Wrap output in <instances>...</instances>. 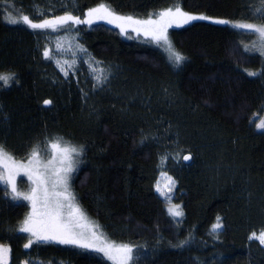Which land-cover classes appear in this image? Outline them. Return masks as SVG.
Wrapping results in <instances>:
<instances>
[{"label": "trees", "instance_id": "16d2710c", "mask_svg": "<svg viewBox=\"0 0 264 264\" xmlns=\"http://www.w3.org/2000/svg\"><path fill=\"white\" fill-rule=\"evenodd\" d=\"M55 1L0 0V73L16 75L10 87L0 85V144L18 160L37 143L47 159V141L57 137L83 146L71 178L76 203L108 241L138 250L134 264H264V249L248 241L264 230V130L256 128L264 122V57L244 48L257 34L207 22L172 29L168 38L185 57L177 68L156 42L79 25L88 53L112 69L109 84L91 91L45 59L38 32L7 23L8 14L23 15L16 4ZM72 2L77 16L105 4L147 19L179 4L213 19L264 22L254 15L260 0ZM173 151L191 156L170 170L172 201L183 212L175 221L154 192L159 158ZM28 212L26 201L5 197L0 186V244L11 248L9 264H110L72 245L24 249L28 234L18 229ZM217 216L222 227L212 230Z\"/></svg>", "mask_w": 264, "mask_h": 264}, {"label": "snow or ice", "instance_id": "6c2138e0", "mask_svg": "<svg viewBox=\"0 0 264 264\" xmlns=\"http://www.w3.org/2000/svg\"><path fill=\"white\" fill-rule=\"evenodd\" d=\"M155 15V19H153ZM254 15L261 21H264V0L256 7ZM7 23H23L33 30L51 29L57 31L63 26L71 24H92L94 20H104L109 24H114L124 34L129 28L137 34L150 36L157 43H163L169 53V60L174 67H180L185 60L182 53L176 51L169 38L168 29L175 25L181 27L192 21L211 20L215 24H229L237 30H245L249 33H255L258 40L254 41L249 47L244 45L245 51H257L260 56L264 57V22L251 23L244 20L230 22L224 19H213L212 17L195 15L184 11L179 4L160 10L158 13H149L147 19H137L130 15H119L105 4H99L96 7L88 8L84 13V19L75 16L70 12H65L62 16L44 18L38 22L34 21L28 15H21L18 18L11 14L6 16ZM58 49L62 46L57 45ZM82 52H86L82 46L78 45ZM45 59L51 58L50 50L45 47L43 51ZM60 71L67 76L68 71L59 61L56 62ZM76 60L71 62L64 61V64L71 68L75 65ZM87 63V61H86ZM96 73L93 79L97 84H103L107 79L104 69L92 68ZM247 71L249 77L257 76L258 73L250 70ZM260 75H264L262 70ZM16 79L15 73H0V85L7 88ZM51 100L45 99L44 105H50ZM256 128L264 130V122L256 124ZM49 158H44L39 143L33 145L25 159H16L3 144H0V185H3L5 197H11L12 200H24L30 205V211L23 219L18 231L28 234L27 242L24 243V249H30L38 242L54 241L62 245H74L80 248L93 249L102 253L112 264H134V261L140 257L135 253L138 251L130 244H115L107 241L101 234L96 231L95 225L84 223V213L76 203L74 194L71 191L70 179L71 174L76 170L77 165L81 162L79 157L83 155V146H75L70 142H64L62 137L53 138L47 141ZM185 161L191 159L190 155L183 157ZM23 174L30 182V190L22 192L17 187V177ZM162 175H166L162 173ZM168 184L162 190L157 185V191L161 195L170 193L175 186L171 177H167ZM168 199L169 207L167 209L170 216L175 221L176 218L182 217L183 212L181 205L171 203ZM217 222L212 225V230L222 227L220 217L217 216ZM250 240H257L260 245L264 246V230L259 233L253 231L249 235ZM188 240L180 241L178 247H183ZM11 248L8 245L0 244V264H9ZM22 264H31V261H23Z\"/></svg>", "mask_w": 264, "mask_h": 264}, {"label": "rangeland", "instance_id": "374dc122", "mask_svg": "<svg viewBox=\"0 0 264 264\" xmlns=\"http://www.w3.org/2000/svg\"><path fill=\"white\" fill-rule=\"evenodd\" d=\"M3 1H6V3H10L8 5L11 6V2L13 0H3ZM72 4H74L72 2V0H57L54 3H51V4L47 3L45 5L35 3L30 9H25V8L21 7L19 4H16V5H17L18 9L22 12L23 15H28L34 21L38 22L39 20H42L44 18L62 16V15H64L65 12H70L73 15H75V13L70 9ZM75 16H77V15H75ZM79 17L81 19H84V16H79ZM153 19H155V18H153ZM196 22H207V23L215 24L211 20L192 21L189 24L183 25L181 27H176L175 25H173L172 27H170L168 29V32L172 29L183 28V27H186V26L191 25V24L196 23ZM92 24H103V25H107L109 27L115 28V29L120 31V29L118 27H116L114 24H109L104 20H94V22ZM92 24H71V23H69L68 25L63 26V28H60L57 31H53L51 29H46V30L37 29L34 31L38 32L40 39L47 43L46 45H47V48L50 50L52 63L54 65V67L56 68V70L65 79L72 78L74 80H80L84 86H88V84H89L90 85L89 88L91 91H97V90L103 89L105 86H107L109 84L110 80L113 78V75H112L111 67H108L106 64L101 63L100 61H97L95 58H93L88 53L87 50H86V52H82L78 48V45H79V46H82L84 49H86L81 42L80 33L78 32V26L79 25H92ZM229 24H232V23H229ZM217 25H222V24H217ZM125 34H131L135 37H140L143 39L150 40L152 42H156V41L152 40V38L150 36H145L143 34H137L136 32H133L131 30V28H129L124 33V35ZM58 44H60L62 46L59 49L57 47ZM157 44L159 45V46L158 45L157 46L163 52H165L166 54H169L162 42L157 43ZM73 59L76 60L75 65L71 68H68V65L64 64V61L71 62ZM57 61H59L61 64H63L64 67L67 69V71H68L67 76H65L60 71V68L57 66V63H56ZM86 61H87V63H86ZM92 68H96L97 70H99L100 68L104 69V74L107 75L108 79L103 84H97L96 81L93 79V75H95L96 73H94L92 71ZM184 156H185V154L183 152L173 151L170 153H164L159 158L158 175H157V179H156V182L154 185V192L162 200H164L166 202L167 209L169 207V203H168V199L166 197L171 198V203H173L172 196H173V191L176 187V181L173 178V176L170 174V170H172V168L174 166H177L180 163L188 162L189 160L185 161L183 159ZM48 158H49V156H48ZM162 173H165L166 175H162ZM72 174H71V178H72ZM167 177L172 178V180L175 182V186L173 187V189L170 193H166V195H161V193L157 191V185L159 184L160 188L162 190H164L165 186L168 184ZM19 185L21 187H18ZM70 185H71V179H70ZM0 186H3V185H0ZM17 187L22 192H28L30 190V182L28 181L27 177L24 176L23 174H21L17 177ZM71 191H72V188H71ZM72 193H73V191H72ZM27 204H28V202H27ZM28 206H29V211H30V205L28 204ZM167 213H168V211H167ZM84 217H85L84 223H86L88 225H95L91 220H89L85 216V214H84ZM178 218H180V217H178ZM178 218H176V219H178ZM96 231L98 232V234H101L103 236V234L101 233V231L97 227H96ZM259 232L260 231H258L257 233H259ZM248 241L249 242H255L261 248L264 249V246L260 245L257 240H254V239L250 240L248 237ZM46 243H56V242L49 241ZM72 246H74V245H72ZM75 247H77V246H75ZM77 248H80V247H77ZM80 249H83V250H86L88 252L94 253L98 256H101L108 263L112 264V262L108 261L107 258L104 257L102 253H98V252L94 251L93 249H86V248H80ZM28 261H31V264H45V263L38 261L36 259H28Z\"/></svg>", "mask_w": 264, "mask_h": 264}]
</instances>
